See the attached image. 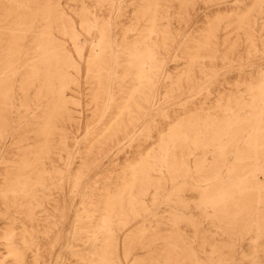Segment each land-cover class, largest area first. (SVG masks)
I'll use <instances>...</instances> for the list:
<instances>
[{
    "label": "rangeland",
    "instance_id": "obj_1",
    "mask_svg": "<svg viewBox=\"0 0 264 264\" xmlns=\"http://www.w3.org/2000/svg\"><path fill=\"white\" fill-rule=\"evenodd\" d=\"M0 264H264V0H0Z\"/></svg>",
    "mask_w": 264,
    "mask_h": 264
}]
</instances>
